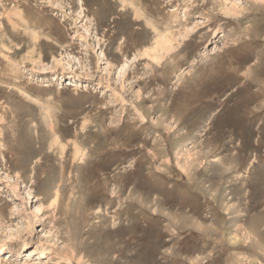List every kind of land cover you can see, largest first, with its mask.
Wrapping results in <instances>:
<instances>
[{
  "label": "rangeland",
  "instance_id": "rangeland-1",
  "mask_svg": "<svg viewBox=\"0 0 264 264\" xmlns=\"http://www.w3.org/2000/svg\"><path fill=\"white\" fill-rule=\"evenodd\" d=\"M0 264H264V0H0Z\"/></svg>",
  "mask_w": 264,
  "mask_h": 264
}]
</instances>
